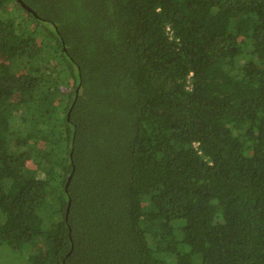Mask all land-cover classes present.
<instances>
[{
  "label": "trees",
  "instance_id": "obj_1",
  "mask_svg": "<svg viewBox=\"0 0 264 264\" xmlns=\"http://www.w3.org/2000/svg\"><path fill=\"white\" fill-rule=\"evenodd\" d=\"M23 1L0 0L3 263L264 264V0Z\"/></svg>",
  "mask_w": 264,
  "mask_h": 264
},
{
  "label": "water",
  "instance_id": "obj_2",
  "mask_svg": "<svg viewBox=\"0 0 264 264\" xmlns=\"http://www.w3.org/2000/svg\"><path fill=\"white\" fill-rule=\"evenodd\" d=\"M24 9H26L28 12L32 13L33 15H36V13L31 9L23 0H16ZM71 178V174L67 178L66 185L68 184L69 180ZM69 205H70V199H68V204L66 207V212L65 215L67 216L68 210H69Z\"/></svg>",
  "mask_w": 264,
  "mask_h": 264
},
{
  "label": "rangeland",
  "instance_id": "obj_3",
  "mask_svg": "<svg viewBox=\"0 0 264 264\" xmlns=\"http://www.w3.org/2000/svg\"><path fill=\"white\" fill-rule=\"evenodd\" d=\"M7 260L9 261V258H7ZM0 262H1V264H5L6 263V261H4V263H3V259H1V258H0Z\"/></svg>",
  "mask_w": 264,
  "mask_h": 264
}]
</instances>
